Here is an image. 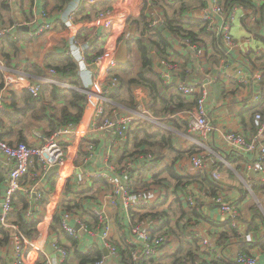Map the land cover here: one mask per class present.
<instances>
[{
	"label": "built area",
	"instance_id": "built-area-1",
	"mask_svg": "<svg viewBox=\"0 0 264 264\" xmlns=\"http://www.w3.org/2000/svg\"><path fill=\"white\" fill-rule=\"evenodd\" d=\"M84 1L80 0L70 12L71 19H77L67 24V30H73L72 43L79 44L77 40L83 31H98L100 35L98 38L100 43H103L104 52L94 57L91 62L94 80L87 91L82 121L76 125L71 123L61 125L51 136L35 131L33 132L35 143L10 142L2 139L0 133V167L3 166L9 171L6 176L5 190L0 195V228L13 231L12 264H58L48 254V242H50L49 246L59 253L61 264H64L68 257V251L61 246L58 239L50 241V219H45L39 232L31 237L25 236L16 225L10 222L14 213L15 194L22 191L31 203L27 211L28 219L33 218L37 212L34 211V207L40 205L44 198L49 200V207L56 212L62 204V195L68 181L74 176L75 162L90 128L95 131L108 132L111 136L110 144L120 146L126 140L127 132L134 122L152 118L142 102L137 104V109L133 113L124 116L121 115L119 108L111 107L113 105L111 95L122 86L119 77L111 74L118 65L115 59L116 50L124 35H127V28L131 23L135 27L140 25L138 41L146 47L150 56L151 71L161 87L165 88L167 85L176 87L188 99L195 95L199 96L194 107L173 114L172 119L182 121L189 134L202 143L203 141L208 142L211 136L219 132L223 139V150L241 159L246 157L247 173L259 174L257 184L264 185V113L259 111L254 115V133L251 130H248L249 133H243L220 127L226 120L237 117V113H232L231 109L237 111L240 107H250L261 99V90L264 88V71L257 60L264 54V40L258 39L253 27L258 19L256 15L262 11L261 5L264 4V0H260L261 3L258 0H251L253 6H246L238 0H198L196 6L187 8L183 16L179 15L180 12L177 13L175 4L178 1L186 2V0H110V6L98 10L91 19H86V13H81ZM168 10L170 12L166 13ZM188 20L199 22L200 30H204L202 35L213 37L220 53L217 62L214 61L213 53H210L204 36H200L194 42L191 38L177 35L176 39L181 46L179 49L172 46L163 51L158 46L157 30L159 31L162 27L166 29L169 22L180 24ZM238 20H240L241 29L245 32L242 38H236L234 35V27ZM53 28L54 26L49 23L40 25L30 36L37 38L51 33ZM183 28L190 29L186 23L183 24ZM260 28L264 36V25ZM11 32V28H0V72L4 84L3 93L0 95V110L4 107L7 93L10 95L28 93L38 99L45 85L44 80H38L29 74H15L4 65L1 57L2 39ZM90 50H92L91 46L81 52L79 59L82 62L87 61L86 54ZM69 54L74 57L72 52ZM189 55L193 56L202 79L197 82L184 80L174 83L173 75L181 70V61L178 59H184ZM48 73L52 77L58 74L54 69ZM239 89L247 91L249 96H241L240 101L234 102L230 95ZM85 147L88 153H93L95 150L93 144L86 143ZM152 159L149 155L148 160ZM128 161L129 163H126L119 173L109 167L108 172L96 173L91 178L106 179L113 186L110 205L122 209L128 215L132 239L127 243L136 247L132 254L133 261L140 263L141 260H145L149 264H157L162 261L166 248L169 247L170 233L164 229L154 235L155 230L139 222L138 218L134 219L132 213H140L163 199L153 190H132L133 180L130 177V167L133 165V159L130 158ZM190 163L192 170L196 172L212 169L218 164L217 153L203 151L194 154L190 158ZM34 167L40 169L32 172L31 169ZM56 167H59V172L56 174L58 183L53 193L49 194L43 190L41 179L43 173H48ZM214 177L221 179L217 173ZM220 189L218 185V193L215 196L203 194L201 201L188 193L189 197L186 200L188 207L190 210L200 212L202 218L201 222L190 223V230L200 239L202 251L211 257L210 264H259L258 259L249 254L239 253L235 257L228 256L211 238H206L202 234L199 225L207 218L203 202L208 201L209 206L218 211L223 218V223H228L229 228L237 237L240 238L243 235L240 229L242 217L239 204L237 201L227 200ZM61 218L63 230L69 236L78 238V232L69 223L71 215L65 212ZM80 230L86 232L87 227L81 225ZM112 234V221L104 220L102 240L109 256H104L96 264H109L111 260L118 261V244L113 241Z\"/></svg>",
	"mask_w": 264,
	"mask_h": 264
},
{
	"label": "crops",
	"instance_id": "crops-1",
	"mask_svg": "<svg viewBox=\"0 0 264 264\" xmlns=\"http://www.w3.org/2000/svg\"><path fill=\"white\" fill-rule=\"evenodd\" d=\"M188 1L189 0H186V2ZM195 1L198 2V0ZM79 2L80 0H73L63 11H57L55 9L57 0H10L11 10L10 12L3 13V20L4 23L10 24V26L7 28L12 29L11 33L18 38L20 37L21 40L19 41L15 49L7 45L4 46L6 58L3 59L2 55L1 57L6 68L11 70L15 74H29L34 76L38 80H44V86L57 87L60 90L65 91L61 93L62 95L67 94L70 90H77L87 95V91L91 88L94 80V70L91 67V62L93 61V59L91 61L89 60L86 62H82L79 59V56L84 49L93 45V43L95 42H100V39L98 38L100 37V35L98 34V31H83L77 40L79 44L74 45L72 43L73 30H67V24L74 22V20L76 19H71L70 12ZM84 2H87L85 4L86 7L88 9H93L92 11L95 13L98 10L104 9L110 5L109 0ZM181 2L182 1H178L175 4V6L177 7V13L181 11ZM83 4L82 7L84 6ZM171 6L172 2L170 3V7ZM82 12L84 14L89 13L86 8ZM169 12L170 10L166 11V13ZM256 17L258 19L256 25L253 27V30H260V27L264 25V9H262L261 13L257 14ZM239 22L240 20L236 22L234 27V35L236 38H242L245 36V32L241 29ZM47 23L54 26L51 33L43 34L37 38L30 36L31 33L35 32L39 28L40 25H45ZM0 26H2L1 23ZM139 26L140 25L138 24V27H135L133 23L128 25L127 35H124L116 50L115 59L118 65L115 69L112 70L111 74L117 75L119 79H121L122 86L126 85V83H128V81H130L131 79L137 78L143 68L142 57L138 47ZM197 29L198 28H196L195 31H197ZM168 35L171 36L170 34ZM177 35L178 34L175 35V33L172 34L171 39L172 46H175L177 49H179L181 46L176 39V37H178ZM201 36H204L206 45L210 49V53H213L214 61L217 62V58H219L220 53L218 50V46L214 43L213 37L206 34H203ZM70 52L74 54V57L70 56ZM63 54L73 58V60L76 62L77 69L73 73H71L70 71L63 73L56 70L57 67H64L62 58H60V55ZM179 59L178 61H181V70L179 72H175V74L173 75L172 81H174V83H178L184 80L197 82L202 79V75L199 73L198 66L194 61L192 55L185 56L184 59ZM257 63L260 64V67L264 71V54H262V57L257 60ZM51 69L57 71L58 74L54 77L49 75L48 72ZM2 90L3 87L0 88V95L3 93ZM132 93L136 99V104L142 102L145 104L146 109H148L147 107H149L150 105V97L148 91L141 86H135L132 88ZM5 94L6 92L4 93V95ZM241 96H249V93L243 89H239L237 91H234L233 95H230V98L234 99V102H238L240 101ZM6 97L7 98L4 105H6V103L10 104L12 101L10 94L7 93ZM23 99V96L17 97L19 107H24L25 101ZM40 103V106H46V111L49 112L50 116L55 114L58 117H52L51 121L47 119L46 115L44 114L42 119H37L33 117L32 112H29L22 117L21 123H16L15 125L12 124L13 131L6 140L10 142H16L20 139H25L26 142L35 143L36 140L33 137L32 133L34 130L31 131L32 127L34 126L40 127V130L38 131L43 135H45L44 133L51 135L55 132V129H57L61 124L59 119L60 111L61 108L65 105V101L62 99L54 100L52 93L50 91H46L45 93H43V100ZM118 106L120 107L119 111L122 116L131 114L135 111L126 106ZM247 109H249V106L244 108L240 107L237 111L235 109H231L230 111L232 113H237V117L226 120L223 124L220 125L221 129L249 133L248 130H251L252 126L249 125L250 116L246 111ZM149 115L152 116V114L150 113ZM99 121L101 122V119ZM143 122L153 123L155 127H162L168 131H172L173 134H175V148L180 151H187L198 146L202 152L214 151L217 153L218 168L214 170V174H219L221 176V179L219 180L215 177L210 179L213 182L214 179L217 180L216 182L218 183L216 184L217 186L220 185V190L223 192L227 200L238 202L242 217L240 229L242 230L243 235L240 238L237 237V235L232 232V229L229 228L228 223H223V218L220 216L218 211L215 208H212V206H209L208 201L203 202L207 220L203 221V223L199 225L200 230L206 238H211L216 243V245L228 256L235 257L239 253H246L255 256L258 259L259 264H264V185L259 186L257 184L260 177L259 174L254 173L250 175L247 173L245 169L246 157L241 159L235 155H231L228 151L223 150V139L220 136L219 132H216L214 136H211L208 142L203 141L202 143L196 137L191 136L188 130L182 131L177 130L173 127L172 129H170V127L167 125L168 123L166 122V118L152 116V118L150 119H144ZM6 125L8 128H10L11 126L9 122ZM252 133L254 132L252 131ZM86 139L93 141L88 144H93L95 146V150L93 151V153H88L86 152L87 148L84 146V152L80 153L75 162L74 176L71 177L68 181L69 185H67L69 187V191L66 193V186V189L62 195V203L76 201L78 203L81 202L85 205V214L77 211H75L74 213L67 212L71 215V220L69 222L70 225H72L79 234L78 238L81 240V249L88 248L92 244L97 243L101 246V249L104 250L105 246L102 240L104 220L112 221L113 241L119 245H123V243L132 239L130 219L125 211L120 208L112 207L110 205L113 186L104 178L91 177L96 173L108 172L109 167H112L117 173H119L123 170L125 164L129 163V161L128 159H124L123 154L120 151L121 145L112 146L110 144L111 136L108 132L95 131L90 128L88 130V137ZM190 158V156L185 155L184 157L177 159L176 153H172V161L171 159H168L166 160L167 162H161L159 165V169L156 172L154 171L151 175L153 176L160 173L164 169L166 163H172L174 170L181 176L188 177L201 173L209 175V177H211L210 172L214 168L208 169L203 172L193 171L190 163ZM132 159L134 164L131 165L130 172L132 174V171L135 170V172L133 173L137 176L140 173L143 163L148 162V157L145 158V156L142 155ZM39 169L40 168L34 167L31 169V171L37 172ZM92 179L95 181L97 179H103L104 181H107V183H109L110 187H104V184L99 182L100 180L92 183ZM134 179H132L133 186L136 182V180ZM57 180L58 179L56 177V174L53 175L49 172L45 174L43 173V177L41 179V186L43 190H45L49 194H52L55 189V183L56 185L58 183ZM151 183V176H148L144 182V185L147 184L149 186L141 189V185L143 184H140L138 190H152L151 188H153V191L155 193H159V196L164 199V196H162V191L160 190L165 189V193L167 191L168 195L166 194L167 197L165 195V199L163 200V202H160L164 203L162 206L169 203V211H175L178 209L177 207H179L178 210L180 212V218L178 221H182V223L189 221L191 224H193L195 216L191 215V210L188 207V203L186 201L187 198L183 196L184 193L188 194L189 192H192L194 196H196L201 201V199L203 198L202 195L206 194L207 190L212 187L213 184L209 183L207 184L208 186H205L198 182H193L188 186H183L184 188H180L177 191L174 183H172V187H159L160 189ZM52 184H54V188ZM165 184L167 185L166 182ZM88 187H92L91 190H93V192L87 194L89 197H92V199L84 201L86 200V195H74V193L76 192L82 193L83 191H86ZM176 191L183 197L181 198V202H177L176 200ZM162 206H160L159 208H161ZM159 208H157L156 210H158ZM156 210L146 208L138 214L141 215L153 213L155 215H167V213H169L168 211L166 213L165 211L159 212ZM34 211L38 212L37 215L41 219V224L39 227L40 229L42 228L45 219H50L51 226L53 220L52 215L55 214V211L53 212V208L49 207V202L48 205H38L37 207H34ZM93 215L99 216L101 220L100 225L97 226V224H95ZM139 217L140 216H136V219L138 218V221L140 222ZM167 220L172 221V216L170 215V218ZM151 222V219H147V221L144 220L141 223L148 225L150 229L154 230L156 225H150L149 223ZM88 223L91 224V230L87 225ZM77 225H80V228L81 225L87 227V231H78ZM81 231L88 233V235L80 234ZM174 236L173 234H170L171 239L168 245L172 244ZM248 236H251L252 239H247L246 237ZM49 237L51 242L55 239H58L61 246L63 247H69L70 245L69 240H67L61 234L56 235L54 233H51L49 234ZM178 238H180V240ZM176 239L177 240L175 241L177 242V249L173 250L172 248V251L170 250L169 252H167V255H163V261L164 259H166V257L164 256H171L178 251L180 247V241L182 239L186 241V238L183 235H180V237H176ZM193 241H196L195 244H186L185 249L188 250L191 247L193 251L197 250V254L202 257L204 264H210L211 257H209L207 253L202 251V247L199 243L200 239L195 236V239ZM49 245L50 242H48L47 244L48 254H50L51 258L57 261L58 264H61L59 253ZM2 255L6 259H8V264H12V243L8 248L3 250ZM109 264H118V261L111 260Z\"/></svg>",
	"mask_w": 264,
	"mask_h": 264
},
{
	"label": "trees",
	"instance_id": "trees-1",
	"mask_svg": "<svg viewBox=\"0 0 264 264\" xmlns=\"http://www.w3.org/2000/svg\"><path fill=\"white\" fill-rule=\"evenodd\" d=\"M72 0H57L56 10L57 11H63L67 6L71 3ZM110 1V0H109ZM241 2V4H244L246 6H253V1L251 0H238ZM260 2V0H258ZM84 6L82 7V11L86 8L89 13L86 14V19H91L92 16L95 14L93 12V9H88L86 7L87 2H83ZM261 3V2H260ZM110 6V5H109ZM107 6V7H109ZM85 7V8H84ZM89 7V6H88ZM106 7V8H107ZM190 6L187 5V2L182 1L181 11L180 14L183 16L186 9ZM255 7V5H254ZM264 9V4L261 5ZM11 5L10 0H0V23L2 26L0 27H9L10 24L4 23L3 20V13L10 12ZM81 11V13H82ZM188 24L190 29H184L183 24ZM198 28L199 31H195V29ZM201 25L199 22L194 21H186L182 23L178 22H169L166 25V29L161 31L157 30V43L160 48H162L163 51H166L169 48H172V34L175 33L178 35H183L188 38H191L194 42L202 35L204 32L203 29H201ZM254 32L257 33V36L259 39L264 40V36H262L259 29H254ZM170 34L171 36H169ZM200 34V35H199ZM20 37H16L14 34L9 33L2 39V45H3V51L1 53L3 59L6 58V54L4 51V46L7 45L11 48H16L17 44L20 41ZM103 43L95 42L93 45H91L92 50L88 51L86 54L87 61H91L94 59V57L100 56L103 54ZM139 50L142 57L143 62V68L140 72V74L135 79H131L126 83V85L121 86L120 89L115 91L111 95V100L113 101V106L120 108L118 105L129 107L130 109L136 110L137 104L136 99L133 96L132 88L135 86H141L145 88L148 91L149 97H150V105L148 108V112L152 114L154 117H162L166 118L167 125L170 127V129L175 128L177 130H185L187 131V128L185 124L178 120V119H172V115L176 114L179 111H182L183 109H191L195 106L197 99L199 96H194L193 98L188 99L185 97L181 92L178 91L176 87L172 86H165V88H162L158 79L152 73L151 71V61L149 53L147 52L146 47L139 42ZM60 58H62L64 67H57L56 70L58 72L66 73L67 71H70L73 73L77 69V64L73 60V58L66 56L65 54L60 55ZM117 76V75H116ZM121 81V79H120ZM122 83V81H121ZM4 87L3 84V77L0 72V88ZM46 91H50L53 95L54 100L62 99L65 101V105L61 108L60 111V122L61 125H66L68 123L71 124H79L82 121V118L84 116V105L87 101V95L84 93H81L77 90H70L67 94H61L62 92H65L63 90H60L57 87H51V86H44L42 90V95L40 98H34L28 93H24L22 95H19L17 93H12L11 95V103L4 105L3 109L0 110V133L2 139H7L13 129L12 124L21 123L22 117L25 116L27 113L32 112V115L34 118L42 119L43 115L45 114L47 119L51 120L52 117H58L55 114L50 116L49 112H47L46 106H40V102L43 100V93ZM125 94V95H124ZM23 96V100L25 101L24 107H19L17 97ZM126 98V99H125ZM40 106V107H39ZM19 108V109H18ZM248 115L250 116L249 122L250 126H252L251 131L255 132L253 118L256 112H263L264 113V88L261 90V99L259 102L255 105H252L249 107V109L246 110ZM52 121V120H51ZM8 122L11 124L10 128L7 127L6 124ZM173 124V126H172ZM56 130V129H55ZM188 133V132H187ZM47 136H51L47 133H44ZM18 141H25V139H20ZM175 141V134H173L172 131H168L162 127H155L153 123L148 122H134L128 132H127V138L125 141L122 142L120 151L123 154L124 159H130V158H136L138 156H145L147 158L149 155L152 156V160H148V162L143 163V166L140 170L139 175L136 176L132 171V174L130 173V177L134 180H136L135 185L132 187V190L138 191L140 184L141 189H144V187H147L149 185H144V182L148 176H151L152 183L160 185L162 187L168 188L172 187V183H174L176 190L180 188H184L183 186H188L190 183L198 182L202 185L208 186L207 184H212V187H210L207 190V194L210 196H215L218 193V186L216 183L217 180L214 179V182L210 178H214V170L218 168V166H214V169L210 172L211 177L206 174L198 173L194 176H188L184 177L180 174H177V172L174 170V167L171 164L166 163L164 169L155 175H151L154 171L156 172L159 169V165L161 162H165L168 159H171L172 161V153H176V158H182L185 155L186 156H192L194 154L201 153V149H199L198 146L194 147L193 149L187 150V151H180L175 148L174 145ZM93 141H90L86 139L84 141V144L81 147L80 153L84 152V146L86 143H91ZM198 147V148H197ZM167 162V161H166ZM9 173L7 169H5L3 166L0 167V195L3 194L5 190L6 185V176ZM137 178H136V177ZM147 176V177H146ZM146 177V178H145ZM100 180L99 182L104 184V187L109 188L110 185L107 183V181H104L103 179H97ZM96 180V181H97ZM92 179V183L96 182ZM55 182V181H53ZM52 182V183H53ZM167 183V185L165 184ZM139 184V185H138ZM23 185V184H22ZM53 188H54V184ZM69 185V183H68ZM67 185L66 193L69 191V187ZM56 188V183H55ZM92 187H88L86 191H83L82 193L76 192L74 195H86L84 201H87L89 199H92V197H89L87 194L90 192H93L91 190ZM55 190V189H54ZM176 191V200L177 202H181V194L179 195ZM188 199L189 194L184 193L183 195ZM186 199V200H187ZM49 200L44 198L40 205H48ZM163 201H159L155 205L151 207V210H156L160 206H162L164 203H160ZM31 207V203L28 201L27 196L22 192L18 191L14 196V213L11 216L10 222L14 225H16L19 228V231L22 232L25 236L31 237L39 232V227L41 224V219L37 215L38 213L35 212V215L33 218L28 219L27 218V211ZM75 211L81 212L82 214H85V205L81 202H65L60 205V207L57 208L52 224L50 226V234L54 233L56 235H63L67 240H69L70 245L69 247H65L68 251V257L64 264H96L98 261H100L104 257V252L101 249V246L97 243L92 244L90 247L81 249V240L79 238H74L68 235V233L63 230L61 223H62V214L65 212L74 213ZM133 218L135 219L136 216H140L139 220L140 222H143L144 220L147 221V219H151L152 222L156 223L155 232L154 235L163 231L166 229L170 234H174L176 237H180V235L172 229V221L171 220H164L165 214L155 215L153 213H147V214H138V213H132ZM191 215L195 216V222H201V213L197 210L192 209ZM95 219V224L100 225L101 220L99 216L93 215ZM133 219V220H134ZM164 220V221H163ZM207 220V218H206ZM163 221V222H162ZM177 224L179 225L180 231L182 232V235L185 236L186 241L183 239L180 241V247L176 253H174L171 256H166V259L157 264H204V261L202 260V257H200L199 254H197V250L193 251L191 247L186 250L185 245L186 244H195L196 241H193L195 239L194 233L190 230L191 224L188 222L186 226L181 227L180 221H177ZM89 229L91 230V224H87ZM131 225V224H130ZM232 232H234L232 230ZM80 234H87L83 231H81ZM12 236L13 231L7 228H0V264H8L9 261L6 259L2 253L3 250L8 248L12 242ZM128 242V241H127ZM125 242L123 245L118 244V264H149L145 260H141L140 263H137L133 261L132 254L135 251L136 247H132L128 245V243ZM195 250V249H194ZM246 254V253H245Z\"/></svg>",
	"mask_w": 264,
	"mask_h": 264
},
{
	"label": "rangeland",
	"instance_id": "rangeland-1",
	"mask_svg": "<svg viewBox=\"0 0 264 264\" xmlns=\"http://www.w3.org/2000/svg\"><path fill=\"white\" fill-rule=\"evenodd\" d=\"M196 3H197V1H195V0H189L188 2H187V5L188 6H190V7H193V6H196ZM256 25V23L254 24V26ZM217 98L219 99V96H217ZM40 127H37V126H34V127H32V130L31 131H33V132H35V131H38V130H40L39 129ZM32 132V133H33ZM206 152H208V151H206ZM132 164H134V162L132 161ZM156 187H162V186H160V185H156V184H154ZM154 186V187H155ZM150 188V187H149ZM152 190H153V188H151ZM160 189V188H159ZM160 191H162V196H164V199H165V195L167 194L168 195V192L166 191V193H165V189H161ZM192 196L194 195L192 192H189ZM167 195H166V197H167ZM194 197V196H193ZM163 199V200H164ZM169 203H167V204H165L164 206H162L161 208H159L158 210H156V211H159V212H163V211H165L166 213H167V211L169 212V213H167V215L165 216V218L164 219H169L170 218V215L172 216V229L174 230V231H176L179 235H182V232L180 231V228H179V225L177 224V221L179 220V218H180V212H179V207H177L178 209L177 210H175V211H169ZM155 212V211H154ZM188 222L189 221H187V222H183L182 223V221L180 222V226L182 227V226H185V225H187L188 224ZM150 225L151 224H156V223H153V222H151V223H149ZM148 226V225H147ZM173 234V233H172ZM173 236H174V234H173ZM179 240H180V238H178ZM175 240H177L176 239V237L174 236V240H173V242H172V244H170V245H168L169 247L168 248H166V252L164 253V255H167V252H169L170 250L172 251V248H173V250L174 249H177V242L175 241ZM164 257H166V256H164ZM165 260V259H164Z\"/></svg>",
	"mask_w": 264,
	"mask_h": 264
},
{
	"label": "water",
	"instance_id": "water-1",
	"mask_svg": "<svg viewBox=\"0 0 264 264\" xmlns=\"http://www.w3.org/2000/svg\"><path fill=\"white\" fill-rule=\"evenodd\" d=\"M85 1H96V0H85ZM163 28V27H162ZM160 29L161 31L164 29ZM59 172V167H56L55 169H53V170H51L49 173H51V174H53V175H55V174H57ZM77 230L79 231L80 230V225H77ZM103 252H104V255L105 256H109V252L106 250V249H104L103 250Z\"/></svg>",
	"mask_w": 264,
	"mask_h": 264
},
{
	"label": "clouds",
	"instance_id": "clouds-1",
	"mask_svg": "<svg viewBox=\"0 0 264 264\" xmlns=\"http://www.w3.org/2000/svg\"><path fill=\"white\" fill-rule=\"evenodd\" d=\"M247 239H249V240H251L252 239V237L251 236H248V237H246Z\"/></svg>",
	"mask_w": 264,
	"mask_h": 264
}]
</instances>
